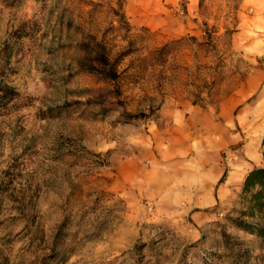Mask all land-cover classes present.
I'll return each mask as SVG.
<instances>
[{
    "label": "rangeland",
    "instance_id": "374dc122",
    "mask_svg": "<svg viewBox=\"0 0 264 264\" xmlns=\"http://www.w3.org/2000/svg\"><path fill=\"white\" fill-rule=\"evenodd\" d=\"M0 83V264H264V0H0Z\"/></svg>",
    "mask_w": 264,
    "mask_h": 264
},
{
    "label": "trees",
    "instance_id": "16d2710c",
    "mask_svg": "<svg viewBox=\"0 0 264 264\" xmlns=\"http://www.w3.org/2000/svg\"><path fill=\"white\" fill-rule=\"evenodd\" d=\"M124 18V15L122 14ZM126 27L128 22H124ZM91 39H93L91 37ZM173 43V42H171ZM171 44L157 49L159 53L168 50ZM85 56L81 59L82 66L89 71L97 72L102 78L115 81L119 78L117 63L110 60L107 47L94 39L92 44L86 43ZM156 51V52H157ZM13 96V89L0 83V104L6 103ZM264 159V136L261 141ZM241 208L235 216L229 217L231 223L248 233L264 237V166H253L243 178L239 194Z\"/></svg>",
    "mask_w": 264,
    "mask_h": 264
},
{
    "label": "crops",
    "instance_id": "0c3cea01",
    "mask_svg": "<svg viewBox=\"0 0 264 264\" xmlns=\"http://www.w3.org/2000/svg\"><path fill=\"white\" fill-rule=\"evenodd\" d=\"M221 170L219 171V174H223L224 173V168H220ZM222 176V175H221Z\"/></svg>",
    "mask_w": 264,
    "mask_h": 264
}]
</instances>
